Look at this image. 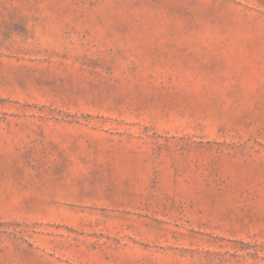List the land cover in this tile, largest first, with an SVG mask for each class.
Here are the masks:
<instances>
[{"label": "rangeland", "instance_id": "374dc122", "mask_svg": "<svg viewBox=\"0 0 264 264\" xmlns=\"http://www.w3.org/2000/svg\"><path fill=\"white\" fill-rule=\"evenodd\" d=\"M0 264H264V0H0Z\"/></svg>", "mask_w": 264, "mask_h": 264}]
</instances>
